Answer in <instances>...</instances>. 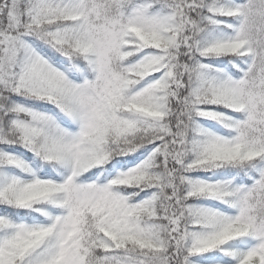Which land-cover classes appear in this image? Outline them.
Segmentation results:
<instances>
[{
	"label": "snow or ice",
	"instance_id": "obj_1",
	"mask_svg": "<svg viewBox=\"0 0 264 264\" xmlns=\"http://www.w3.org/2000/svg\"><path fill=\"white\" fill-rule=\"evenodd\" d=\"M0 264H264V0H0Z\"/></svg>",
	"mask_w": 264,
	"mask_h": 264
}]
</instances>
